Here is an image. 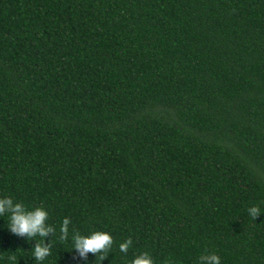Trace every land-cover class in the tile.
Listing matches in <instances>:
<instances>
[{
    "label": "trees",
    "instance_id": "trees-1",
    "mask_svg": "<svg viewBox=\"0 0 264 264\" xmlns=\"http://www.w3.org/2000/svg\"><path fill=\"white\" fill-rule=\"evenodd\" d=\"M2 197L56 233L36 261L0 217V264H101L73 227L102 264H264V0H0Z\"/></svg>",
    "mask_w": 264,
    "mask_h": 264
},
{
    "label": "clouds",
    "instance_id": "clouds-1",
    "mask_svg": "<svg viewBox=\"0 0 264 264\" xmlns=\"http://www.w3.org/2000/svg\"><path fill=\"white\" fill-rule=\"evenodd\" d=\"M248 213L256 221L261 214L258 206L248 208ZM8 216V229L18 237H27L28 240H35L36 243L32 249V257L36 261H44L51 255L52 244L46 243V238L56 233V227L48 223L49 213L43 205L28 208L23 202H16L12 197L0 198V217ZM71 220L64 218L59 228V240L65 242L69 239ZM71 240L73 251L78 257L87 261L89 253H92L102 262L108 258L113 247L114 240L110 233L106 231H93L89 235H82L74 227L71 229ZM132 238L129 237L119 244V251L127 254L132 245ZM10 261L15 262L16 256L8 257ZM131 264H155L151 254L147 251L138 254ZM170 264V261H165ZM198 264H221L220 257L215 253H204L198 258Z\"/></svg>",
    "mask_w": 264,
    "mask_h": 264
}]
</instances>
